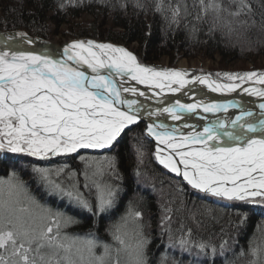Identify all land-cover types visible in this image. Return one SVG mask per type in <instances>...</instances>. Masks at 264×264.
<instances>
[{
  "label": "snow or ice",
  "instance_id": "1",
  "mask_svg": "<svg viewBox=\"0 0 264 264\" xmlns=\"http://www.w3.org/2000/svg\"><path fill=\"white\" fill-rule=\"evenodd\" d=\"M178 14L177 8L174 15ZM16 37L32 43L25 33L2 39L7 44ZM190 75L182 70L147 67L125 48L93 40L73 41L58 53L13 50L9 45L0 50V152L4 153L0 165L13 163L8 153L43 158L79 149L113 147L124 130L137 123L143 107H136L139 101L127 99L123 93L148 98L145 92L124 86L127 81L144 85L152 97L176 94L189 85L200 84L211 92L232 93L239 89L264 98V87H245L249 82L264 85V72L217 73L223 83L210 74ZM191 98L193 103L176 99L169 106L148 111V115L159 118L166 114L172 121H181L186 114L205 120L203 114L215 115L229 109L240 112L234 118L212 120L202 131L185 121L181 127L192 129L188 133L164 121L149 123L148 134L164 146L157 147L156 159L192 188L212 196L227 200L264 198V103L259 104L257 117L238 100L215 103L196 100L194 95ZM157 103L165 102L158 99ZM50 191L63 194L58 185ZM76 200L94 214L104 212L111 204L110 199H101L97 205L79 197ZM14 213L10 206H0V249L11 247L19 264H60V259L71 264L59 252L67 251L58 239L56 217L61 213L52 216L39 233L25 228L24 221L13 218ZM200 249L205 251V246L200 245ZM134 264H144L142 245L135 252Z\"/></svg>",
  "mask_w": 264,
  "mask_h": 264
},
{
  "label": "trees",
  "instance_id": "2",
  "mask_svg": "<svg viewBox=\"0 0 264 264\" xmlns=\"http://www.w3.org/2000/svg\"><path fill=\"white\" fill-rule=\"evenodd\" d=\"M220 2L221 11L232 13L231 17L221 20L207 14L205 0H0V30L24 29L47 38L43 30L50 19L58 27L68 17L88 11L109 17L112 28L117 29L105 30L91 23L88 30L78 27L73 37L124 46L134 43L135 56L142 64L163 56L173 64L178 56L197 54H218L224 64L250 56L264 57V0H246L243 5L241 0ZM177 8L179 14L174 15ZM49 11L52 14L48 16ZM237 18L238 24L239 18L244 23L242 27L237 25ZM248 18L255 21V26ZM151 145L139 127L131 129L108 151L109 158L99 157L91 164L89 176L99 169L91 181L75 165L74 157L57 160V167L63 165L66 171L77 172L80 189L89 204H99L96 183L103 193L111 194V204L96 214L59 200L60 211L65 213L60 217L71 223L68 230H76L77 234L84 231L96 243L105 242L113 238L116 225L130 208L131 218L138 220L133 225V238L142 245L144 264H264V215L257 217L249 206L239 203L203 207L199 194L177 183L155 162ZM4 166L0 165V174L5 173ZM30 172L26 169L16 179L32 178ZM173 185L176 193H168ZM30 189L38 202L45 203L41 187L31 185ZM138 205L141 209L135 210ZM50 208L57 211V207ZM160 215L168 219L166 227L158 222ZM200 245L205 246V251Z\"/></svg>",
  "mask_w": 264,
  "mask_h": 264
},
{
  "label": "rangeland",
  "instance_id": "3",
  "mask_svg": "<svg viewBox=\"0 0 264 264\" xmlns=\"http://www.w3.org/2000/svg\"><path fill=\"white\" fill-rule=\"evenodd\" d=\"M197 1V0H196ZM221 0H205L204 9L207 14L212 15L214 17L219 16L221 20L226 19L227 17H231L232 13L228 11H221ZM235 3L238 0H234ZM246 0H241L240 4L244 3ZM80 4V3H79ZM243 5V4H242ZM238 6V5H237ZM219 8V9H218ZM240 8V7H239ZM216 9V10H215ZM78 10V9H77ZM97 11V10H96ZM238 13V11H234V13ZM52 11H49L47 15H51ZM196 16H194L195 19ZM243 18V17H242ZM239 18H237V25L242 27L244 23ZM250 24L255 26V21H252L251 18H248ZM91 23H94L95 26H100L105 30H115L117 28H112V21L109 17L104 15H96L94 13H90L88 11H83L77 16L68 17L65 22H61L57 27L56 23L53 21H48L45 25V31L47 33L46 40L50 43H53L57 46H61L62 44H66L69 41H77L82 39H89L96 41L98 43H112L110 41H99L97 39L91 37H73L74 32L78 27L83 28L84 30H88L91 27ZM16 30H0L5 32L17 31ZM31 37H39L35 34H31ZM119 47H123L126 50L130 51L135 55L136 45L130 44L128 46L115 44ZM2 46L8 47L9 45L3 43ZM250 56V55H249ZM248 59V60H247ZM245 60H235L231 61L228 64L223 63L218 54H214L212 57H207L202 54H197L193 57H182L178 56L175 58L173 64L169 63V57L163 56L154 62H147L143 64L147 67L156 68L158 70L161 69H173V70H182L190 73V77L198 76V75H211L213 79H219L222 82V79L217 77V73H232V74H242L245 72H264V57L250 56ZM250 85H255L249 82ZM258 86V85H255ZM264 87V85H259ZM207 117V116H206ZM172 121L170 120L169 123ZM143 123H140L141 133L144 137L151 142L152 146V156L157 163L155 146L151 139L144 134L142 129L144 128ZM131 127V126H130ZM130 127L126 128L120 137L117 138V141L114 142V146L110 148L103 149H79L77 152L69 153V154H60V155H52L48 154L47 156L41 157H33L28 156L24 153H8L7 155L13 161L12 164L8 166H4L5 173L0 174V206H10L15 210V217H19L22 221H24V227L29 230H34L36 233H39L46 225L49 224L51 217L56 213L65 214L63 211H60V206L58 204L59 200H65L66 202L72 203L73 206H80L77 203L76 198L79 197L80 200H84L83 190L80 189L79 179L77 177V172L75 170L66 171L63 169V165L57 167V160H62L65 156L74 157L75 165L81 167V171H83V176L86 174L89 176V167L95 160L99 159H107L108 151L111 148H114L116 143L122 139V136L129 132ZM135 127V126H134ZM4 153L0 152V157H3ZM97 162V161H96ZM40 163L42 165H33ZM161 165L160 163H158ZM27 165V166H26ZM24 166V167H23ZM26 166V168H25ZM162 166V165H161ZM25 168V169H24ZM20 169V170H19ZM26 169L30 170V177L28 178L32 183L28 182V179L20 178L16 179V175L22 174V172L26 171ZM3 170V171H4ZM12 171L14 174H12ZM66 171V172H64ZM88 171V172H87ZM16 172V173H15ZM81 174V175H82ZM88 178L93 179L94 175L99 174V169L95 168ZM175 176V175H174ZM84 178V177H82ZM86 178V177H85ZM175 180L177 183L184 184L189 187L192 191L199 194L197 197L199 200H208L209 205H213L215 207L219 206V204H224L225 206H231V203H239L245 204V206L256 207L255 210H259L264 215V198H248L246 200H227L222 197L212 196L208 193H202L192 188L187 182L182 180L180 176H175ZM58 180V181H57ZM90 180V179H89ZM176 183V184H177ZM31 185H35V188L38 189L41 187V193L45 196V203H40L38 200L34 198L33 191H31ZM59 186L63 189V194L56 193L53 194L50 189L54 186ZM167 186L166 188H169ZM165 188V189H166ZM164 189V190H165ZM176 186L173 185L171 188L165 192L175 194ZM97 193L98 203L101 199L108 200L110 199V195L108 191L103 193L102 188H99ZM69 193L72 195L70 196ZM219 200V202L217 201ZM251 204V205H250ZM39 205V207L37 206ZM62 205V204H61ZM68 205L64 203V206ZM50 207L56 208L57 211L51 209ZM66 208V207H65ZM130 208L127 210V214L123 215L119 220V223L116 225V230L112 234L111 239H107L105 242L101 241L100 243L95 242V238L91 237L87 234V232H81L77 234V231L68 230L69 224H71L67 219L56 217L59 223L58 229V239L64 244L67 248V251L64 249H60V257H68L71 261V264H130L134 261V255L140 244H138V240L133 238L135 233V228L133 225H137L138 220L132 219L130 216ZM51 214V215H49ZM260 214V213H259ZM135 220V221H134ZM137 221V222H136ZM57 229L54 227V232ZM76 234V235H75ZM118 235V236H117ZM116 236V237H115ZM119 237V240L117 239ZM120 240H123L124 243L121 244ZM107 246V251L105 248ZM0 257L3 258L0 261V264H19V258L12 255V249L9 247L7 250L0 249ZM55 264V262H54ZM60 264H68V261L65 259H60Z\"/></svg>",
  "mask_w": 264,
  "mask_h": 264
},
{
  "label": "bare ground",
  "instance_id": "4",
  "mask_svg": "<svg viewBox=\"0 0 264 264\" xmlns=\"http://www.w3.org/2000/svg\"><path fill=\"white\" fill-rule=\"evenodd\" d=\"M20 31H23L27 36H29V37H31L30 35V33L28 32V31H26V30H24V29H20ZM38 39H40L41 40V42L38 44V43H36V42H34V43H31V44H29V43H25V42H23V40H20V38L19 37H17L16 39H15V41L14 42H12L11 43V46H12V48L13 49H16V50H24V51H31V52H35V53H44V52H48V53H52L53 52V50H52V48H50L49 46H47V44H45V43H43V41L45 40V41H47L46 40V38H43L42 36H39V37H37ZM82 40H84V41H87V40H89V39H82ZM49 42V41H48ZM94 42H96V41H94ZM3 43H5L4 41H3V39L2 40H0V47H2V45H3ZM71 43V42H70ZM96 43H98V42H96ZM53 44V43H52ZM69 44V43H68ZM112 44V43H111ZM19 45V46H18ZM67 45V44H66ZM114 45V44H113ZM114 46H117V47H119L118 45H114ZM3 48L5 49L6 47L5 46H3ZM61 50H57V53L58 52H60ZM220 82H222V81H220ZM223 83V82H222ZM131 86V87H135V88H137L139 91H143V92H145L146 93V95H147V97L148 98H145V97H140V96H132L130 93H123V95H124V97L125 98H127V99H136V100H138L139 101V104L136 106V107H139V106H143L141 109H148V107L150 108V106L152 107V108H150V109H152L153 110V112H155L156 111V109L157 108H161V107H165V106H169V104L170 103H174L175 102V100L176 99H179L181 102H183V103H193L194 101H193V99L191 98L193 95L195 96V99L196 100H203L204 102H215V103H226V101H224L225 99H221V95H222V93H219V92H211L206 86H204V85H200V84H196V85H189L191 88H194V89H198V90H196V91H193L192 93H188V94H186V97L185 98H182V96H183V94H181V93H183L182 91L181 92H179L180 94V96H173V97H170V95L168 94V93H166V94H164V95H162L161 97H152L151 96V91L148 89V88H146L144 85H138V84H136V82L135 81H127L126 83H125V85L124 86ZM251 87L253 86V85H250ZM259 86V85H258ZM257 86V87H258ZM259 87H262V86H259ZM158 91V90H157ZM226 94H237L236 96L238 97V98H242V99H247L248 97H250L253 101H245L244 103H242L241 102V105L244 107V108H247V109H250L251 111H253L255 114H256V116L257 117H259V113H260V109H259V104L258 103H256V104H254V100H261V101H264V98H260V97H255V96H249V95H247V93H241L240 92V90L238 89L237 90V92H232V93H226ZM178 95V94H177ZM232 97H235V96H232ZM236 97V98H237ZM237 98V99H238ZM158 99H160V100H163L165 103H163V104H158L157 103V100ZM239 112H240V109H229L228 110V112H227V114H226V112H224L223 114H222V112H220V113H216L215 115H213V114H210V113H208V114H203V115H205V116H207V118H214V117H220L221 116V118L220 119H224L223 117H224V114H226V116H230V115H232V118H234L236 115H239ZM230 118V117H229ZM154 119L156 120L155 121V123H159L160 121H164L165 123H167V124H169V121L171 120L170 118H167V115L165 114L164 116H161V117H156V116H152V117H150V118H148V121H146L147 123H152V122H154ZM249 119H252V118H249ZM185 121H187V123H189V124H192V125H202V124H204V123H206V121H207V119H205V120H200L199 119V117L198 116H195V115H190V114H188V116H187V114L185 115V117H184V120H181V122L180 123H184ZM143 123V122H142ZM182 123V124H183ZM182 124H176L177 126L176 127H181L182 126ZM131 126V127H130ZM141 127L140 126V123H136V124H134V125H129L128 127H130V129H133V128H135V127ZM144 128H145V122L143 123V125H142ZM127 127V128H128ZM198 127V126H197ZM197 127H196V129H197ZM144 128L142 129V131L144 132ZM192 129H190V128H183V127H181V131H183L184 133H188V132H190ZM198 130V129H197ZM151 140L153 141V144H154V146H155V152H156V149H157V147L159 146V147H161V148H163L164 146L163 145H158L157 144V142H156V140H155V138L154 137H152L151 136ZM99 149H103V148H99ZM178 159V158H177ZM158 161V160H157ZM159 163V161L157 162V164ZM162 165V164H161ZM160 165V166H161ZM163 169H164V171L166 172V174L167 175H169V176H171V177H175V176H177L175 173H173V172H171V171H169L167 168H165L163 165L161 166ZM183 166L181 165V168H182ZM175 175V176H174ZM181 178H182V180H183V177L182 176H180ZM90 179V180H89ZM88 181H91V180H93V179H91V178H88L87 179ZM185 181V180H184ZM186 182V181H185ZM99 187L100 186H98V183H96L95 185H94V188L95 189H99ZM194 189V188H193ZM195 190H197V191H199L198 189H195ZM201 192V191H200ZM203 194H204V192H202ZM151 196H153V194L151 195ZM260 196H257V198H259ZM191 198V197H190ZM223 198V197H222ZM249 198H252V197H249ZM256 198V197H255ZM188 199V198H187ZM201 202L200 203H202V204H200V205H202L203 207H206V206H208L209 205V203H208V200L206 199V200H200ZM218 202H219V200H217ZM159 203H161L160 201H159ZM221 205H223V206H225L224 204H221ZM251 205V204H250ZM225 207H227V206H225ZM251 209V211H252V213L254 214V215H256L257 217H261V212H258L257 210H255V208L256 207H250ZM137 209H141V207L138 205L136 208H135V210H137ZM162 213H164V212H162ZM260 213V214H259ZM165 214V213H164ZM167 215V214H166ZM160 217H161V220H159L158 222L159 223H161L162 225H164L165 227L167 226V222H168V219L166 218H164L163 216H161L160 215ZM160 224V225H161Z\"/></svg>",
  "mask_w": 264,
  "mask_h": 264
},
{
  "label": "water",
  "instance_id": "5",
  "mask_svg": "<svg viewBox=\"0 0 264 264\" xmlns=\"http://www.w3.org/2000/svg\"><path fill=\"white\" fill-rule=\"evenodd\" d=\"M17 33H24L23 31H20V30H17V31H10V32H5V31H0V40H2V38L3 37H5V36H7V35H9V34H11V35H13V36H16V34ZM27 36V35H26ZM28 38H30L31 39V41H32V43H34V42H36V43H40L41 42V40L40 39H38V38H35V37H29V36H27ZM17 38V37H16ZM20 40H21V38H20ZM15 40H12V41H8L7 42V45H10L11 46V43L12 42H14ZM70 42H73V41H69L68 43H70ZM43 43H45V44H47V46H49L50 48H52V50H53V52H57V50H61L62 51V49H63V47L66 45V44H68V43H66V44H62L60 47L59 46H57V45H55V44H52V43H50V42H48V41H43ZM19 46V45H18ZM6 47V46H5ZM12 47V46H11ZM4 48H3V46L2 47H0V50H3ZM13 49V48H12ZM13 50H16V49H13ZM58 58H60L59 56H58ZM245 87H251L250 86V84H246L245 85ZM252 87H257V86H255V85H253ZM259 87V86H258ZM196 90H198V89H194V88H191L190 86H188V88H186V89H184V90H182V92L183 93H181V94H183V96H182V98H185L186 97V94H188V93H192L193 91H196ZM169 95H170V97H173V96H180L179 94L180 93H176V94H172V93H168ZM178 94V95H177ZM237 94H226V93H222V95H221V99L223 100V99H225L224 101H226V102H228V101H231V100H238V101H240V102H242V103H244L245 101H253L250 97H248L247 99H242L241 97L240 98H238L237 96H236ZM232 96H235V97H232ZM238 99H237V98ZM255 102H254V104H256V103H258V104H260V103H264V101H261V100H254ZM150 108H152L151 106H150ZM149 107H148V109L146 110V109H141V112H140V119L137 121V123H144L145 122V128H144V134L148 137V139H151V136L148 134V132H147V125L149 124V123H147L146 121H148V118H150V117H152V116H149L148 115V111H153L152 109H150ZM162 108V107H161ZM123 110H126V109H123ZM228 112V111H227ZM227 112H226V114H227ZM224 112H222V114H223ZM226 114H224V119H230V118H232V115H230V116H226ZM187 116H188V114H187ZM230 117V118H229ZM217 118H221V116L220 117H217ZM216 117H214V118H207V121H206V123H204V124H202V125H197L198 127H197V129H198V131H202L203 130V126L204 125H206V124H208L210 121H212V120H215V119H217ZM156 120L154 119V122H155ZM172 121V120H171ZM181 122V121H180ZM179 121H172L171 123H169L168 125L170 126V127H176L177 125L176 124H182V123H180ZM153 123V122H152ZM183 125V124H182ZM196 129V130H197Z\"/></svg>",
  "mask_w": 264,
  "mask_h": 264
}]
</instances>
